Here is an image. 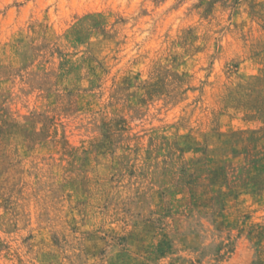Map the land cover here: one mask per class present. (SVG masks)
I'll list each match as a JSON object with an SVG mask.
<instances>
[{"label": "rangeland", "instance_id": "rangeland-1", "mask_svg": "<svg viewBox=\"0 0 264 264\" xmlns=\"http://www.w3.org/2000/svg\"><path fill=\"white\" fill-rule=\"evenodd\" d=\"M0 264H264V0H0Z\"/></svg>", "mask_w": 264, "mask_h": 264}]
</instances>
